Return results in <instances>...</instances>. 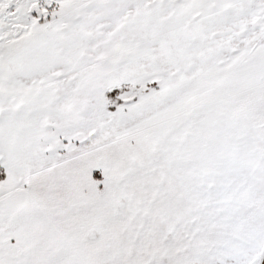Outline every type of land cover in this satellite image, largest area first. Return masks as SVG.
Masks as SVG:
<instances>
[{
	"label": "snow or ice",
	"instance_id": "6c2138e0",
	"mask_svg": "<svg viewBox=\"0 0 264 264\" xmlns=\"http://www.w3.org/2000/svg\"><path fill=\"white\" fill-rule=\"evenodd\" d=\"M0 264H264V0H0Z\"/></svg>",
	"mask_w": 264,
	"mask_h": 264
}]
</instances>
